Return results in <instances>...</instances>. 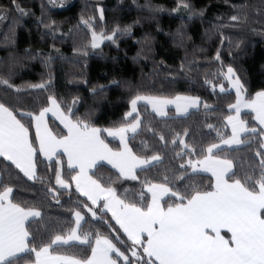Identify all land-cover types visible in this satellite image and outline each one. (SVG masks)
Wrapping results in <instances>:
<instances>
[{
  "label": "snow or ice",
  "instance_id": "6c2138e0",
  "mask_svg": "<svg viewBox=\"0 0 264 264\" xmlns=\"http://www.w3.org/2000/svg\"><path fill=\"white\" fill-rule=\"evenodd\" d=\"M10 3L11 8L0 9V20L9 11L21 17L29 14L19 0ZM223 3L231 10L217 14L219 23L208 31L220 46L213 57L219 64L217 78L205 76L203 83L213 93L217 88L225 93L230 87L235 96L220 117L224 131L206 123L209 135L216 131L211 140H197L187 128L165 134L151 123L145 125L141 116V104L161 118H168L169 106H174L176 114L201 105L206 114L215 113L217 109L199 95L130 92L121 117L100 126L94 109L77 115L78 96L66 103L50 90L51 75L38 83L17 84L12 70L0 74V90L12 98L0 99V158L8 162L4 165L8 178L0 174V264H264V88L254 95L249 92L233 66L232 48H239L240 42L233 45L225 31L245 25L264 35V27L251 26L252 4ZM95 8L98 18L81 15L78 21L77 28L85 30L86 39L80 46H75L74 39L73 52L83 56L101 49L105 42L118 47L119 39L132 33L131 25L116 23L107 28L104 8ZM181 9L189 20L194 16L203 19L206 11L194 9L190 0H177L171 11ZM256 12L264 17V0ZM38 26L45 29L42 38L51 36L52 48L62 58L55 41L67 34L55 20L45 18L43 8ZM224 51L232 58L227 63ZM55 58L49 53L43 62L47 66ZM180 71H185L184 64ZM191 71L189 66L187 72ZM111 83L121 85L120 81ZM37 90L47 95L37 106L28 107L35 101L24 97H35ZM99 90L93 88V94H102L105 86L99 85ZM50 117L58 122L55 127ZM144 131L151 132L165 148L171 144L168 150L179 161L165 169L162 177L140 176L164 162L158 149L148 150L145 144V150L136 151L131 146V140ZM112 141L118 143L113 146ZM105 162L114 170V181L104 182L94 171ZM40 165L44 166L42 174ZM13 176L34 182L29 187L39 183L43 199L50 198L57 205L64 194L75 195L76 200H70L67 229L52 230L45 225L42 233L34 231L31 224L39 223L37 218L43 220L42 211L36 203L15 198ZM196 177H206L207 183L203 179L196 182ZM120 180L139 183L133 198L127 189L120 193L115 186ZM93 221L95 226L84 231V224ZM77 246L84 247V254L61 250Z\"/></svg>",
  "mask_w": 264,
  "mask_h": 264
},
{
  "label": "trees",
  "instance_id": "16d2710c",
  "mask_svg": "<svg viewBox=\"0 0 264 264\" xmlns=\"http://www.w3.org/2000/svg\"><path fill=\"white\" fill-rule=\"evenodd\" d=\"M242 2L254 6L249 10L251 26L257 29L264 27V17L256 12L260 0H232L235 4ZM19 3L28 11V15L21 17L18 12L9 11L7 18L0 20V74L12 70V79L17 84L38 83L42 79L47 80L51 75L50 90L66 103L78 96L80 102L76 105L77 115L83 116L90 109H94V118H98L100 126H106L108 122L121 117L126 110L130 92L142 90L150 94L199 95L217 111L206 114L201 105L199 109L183 117L177 116L174 109H169L168 118H161L154 116L150 107L145 109L141 104L142 119L145 125L151 123L156 126L157 131L163 130L165 134L170 130L182 131L187 128L195 134L197 140L201 137L211 140L216 136L215 130L209 135L210 130L206 123L215 124L224 131L220 117L226 111L227 102L234 99L235 92L229 87L225 93H220L219 88L213 93L210 85L203 83L205 76L210 80L217 78L219 64L213 61V57L220 46L215 36L209 38L208 31L213 24L219 23L217 14L224 15L231 10L230 5L223 3V0H190L194 9H206L203 19L194 16L191 20L183 9L180 12L171 11L177 0H74L64 8L53 7L49 0H19ZM95 5L104 8V24L107 28L116 23L121 26L131 25L132 33L121 37L118 47L105 42L101 49L91 50L88 56H83L73 52L74 39L75 46H80L86 39L85 30L82 27L78 29L77 25L81 15L95 14L98 18L99 13ZM11 7L10 0H0V9ZM42 8L45 18L55 20L62 32L67 34L55 41L62 58L54 52L51 36H41L45 31L42 26H38ZM225 31L231 35L233 45L240 42L239 48H232L236 57L233 66L238 69V74L246 82L249 92L254 95L256 91L264 88V35L259 31H250L245 25ZM57 36H60L59 32ZM49 53L56 58L46 66L43 57ZM223 59L227 63L232 58L224 51ZM181 64L185 66L184 72L180 71ZM189 66L193 71L187 72ZM220 79L227 84L222 77ZM114 80L120 81L121 85L117 87L111 83ZM99 85H104L105 91L94 95L92 89L95 88L99 93ZM46 95V92L37 90L35 97L26 96L24 100L33 99L35 103L27 106L35 107L43 102ZM0 99L12 98L0 90ZM49 122L53 127L57 123L51 118ZM228 131L230 132V129ZM117 143L112 141L113 146ZM130 144L136 151L145 150L146 144L148 150L158 149L163 156L164 162L150 171L140 173L141 178L162 177L165 169L179 162L173 160V154L168 150L172 147L171 144L165 148L163 142L153 137L149 131L142 132L131 140ZM6 163L8 162L0 158V174L4 175L5 179L8 178L4 168ZM94 171L104 182L115 180L114 170L107 164ZM40 172H44L43 165H40ZM12 179L17 185L14 188L15 198L36 203L42 211L43 220L37 218L39 223L31 224L34 231L39 229L42 233L45 225H50L52 230L67 229L70 222L68 209L73 206L70 200L74 202L75 195L70 198L68 194H64L60 197L61 204L57 205L50 198L43 199V192L38 191L41 188L39 183L29 187L34 182L27 181L26 177L21 179L13 176ZM201 179L207 183L206 177H196L195 181L200 182ZM115 186L122 195L127 189L130 199L140 187L138 182L131 180L116 181ZM94 226L95 221L85 223L83 230H91ZM61 250L79 255L85 251L83 246Z\"/></svg>",
  "mask_w": 264,
  "mask_h": 264
},
{
  "label": "rangeland",
  "instance_id": "374dc122",
  "mask_svg": "<svg viewBox=\"0 0 264 264\" xmlns=\"http://www.w3.org/2000/svg\"><path fill=\"white\" fill-rule=\"evenodd\" d=\"M74 0H54V3H52V6L55 8H64L67 7L69 4H71ZM226 71V70H225ZM230 90L234 91L230 88ZM169 106V109H171Z\"/></svg>",
  "mask_w": 264,
  "mask_h": 264
},
{
  "label": "crops",
  "instance_id": "0c3cea01",
  "mask_svg": "<svg viewBox=\"0 0 264 264\" xmlns=\"http://www.w3.org/2000/svg\"><path fill=\"white\" fill-rule=\"evenodd\" d=\"M171 109H174L175 110V108H174V106H172V107H170ZM151 109V108H150ZM193 110H197V108H191V109H189V111H188V113H184V114H176L177 116H179V117H183V116H186V115H188L191 111H193ZM51 118V117H50ZM49 118V119H50ZM51 119H53V118H51ZM58 123V122H57ZM110 140H111V138H109ZM118 142V141H117ZM105 164H106V162H105ZM108 166H110V165H108ZM111 167V166H110ZM70 243H75V244H78V242H70Z\"/></svg>",
  "mask_w": 264,
  "mask_h": 264
}]
</instances>
